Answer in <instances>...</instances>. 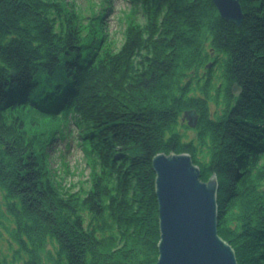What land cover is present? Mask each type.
I'll return each instance as SVG.
<instances>
[{
    "label": "trees",
    "instance_id": "obj_1",
    "mask_svg": "<svg viewBox=\"0 0 264 264\" xmlns=\"http://www.w3.org/2000/svg\"><path fill=\"white\" fill-rule=\"evenodd\" d=\"M130 1L143 22L115 48L101 13L82 23L61 0H0V227L22 264H43L48 242L45 264H155L153 160L187 153L202 181L216 177L218 234L238 264H264V0H239V28L211 0ZM60 118L86 141L87 189L43 166L55 133L39 119Z\"/></svg>",
    "mask_w": 264,
    "mask_h": 264
},
{
    "label": "water",
    "instance_id": "obj_2",
    "mask_svg": "<svg viewBox=\"0 0 264 264\" xmlns=\"http://www.w3.org/2000/svg\"><path fill=\"white\" fill-rule=\"evenodd\" d=\"M211 1L222 20L240 27L239 0ZM239 92L234 85L232 93ZM186 117L188 126L194 127L196 118ZM153 170L159 222L155 264H238L233 248L218 234L216 177L202 182L198 166L187 153L159 154Z\"/></svg>",
    "mask_w": 264,
    "mask_h": 264
},
{
    "label": "rangeland",
    "instance_id": "obj_3",
    "mask_svg": "<svg viewBox=\"0 0 264 264\" xmlns=\"http://www.w3.org/2000/svg\"><path fill=\"white\" fill-rule=\"evenodd\" d=\"M67 3L69 9H73L81 18L82 23H86L94 14H102L101 22L106 41L117 48L123 42L124 31L129 20L134 19L139 23L143 22L141 10H136L130 0H61ZM204 70L199 71L202 76ZM215 73V72H214ZM220 100V99H219ZM210 113H221L224 109L222 105L217 106L213 101L208 102ZM41 125H44V130L41 132L54 131L58 134L62 132L63 139L54 138L45 148L43 166L48 171L51 180L56 186L70 189L71 191L87 189L89 186L88 178L91 167L89 165L90 158L86 156L84 149L86 144H83L82 137L75 125L73 119L60 118L55 123V126L50 125L46 119H39ZM186 120L183 117L179 118L177 127L179 131L187 137H193L192 130L184 129ZM82 143V144H81ZM67 146V148H65ZM264 145V141H263ZM201 180V179H200ZM202 181V180H201ZM205 182V181H202ZM207 182V181H206ZM158 204V203H157ZM0 211L4 214V198L0 189ZM8 219V217H6ZM6 226H11V222L5 221ZM47 251H53L48 242L41 253L43 264ZM16 244L10 239L9 234L4 228L0 227V262L1 264H22L23 254L20 253Z\"/></svg>",
    "mask_w": 264,
    "mask_h": 264
},
{
    "label": "bare ground",
    "instance_id": "obj_4",
    "mask_svg": "<svg viewBox=\"0 0 264 264\" xmlns=\"http://www.w3.org/2000/svg\"><path fill=\"white\" fill-rule=\"evenodd\" d=\"M206 69H208V68H206ZM10 76L11 77H16V73L14 72V71H10ZM191 157V156H190ZM191 161H192V159H191ZM193 162V161H192Z\"/></svg>",
    "mask_w": 264,
    "mask_h": 264
}]
</instances>
